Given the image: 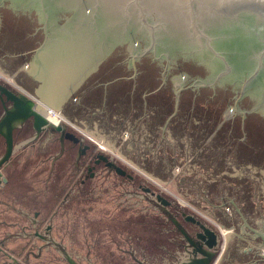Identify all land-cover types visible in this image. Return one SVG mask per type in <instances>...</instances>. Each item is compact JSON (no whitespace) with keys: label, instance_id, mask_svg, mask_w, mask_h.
Masks as SVG:
<instances>
[{"label":"water","instance_id":"obj_1","mask_svg":"<svg viewBox=\"0 0 264 264\" xmlns=\"http://www.w3.org/2000/svg\"><path fill=\"white\" fill-rule=\"evenodd\" d=\"M11 7L31 11L29 24ZM177 49L182 50L176 55L197 56L206 75L188 79L185 71L169 69ZM15 70L33 96L0 81V92L11 103L0 119L6 139L0 166L15 149L13 129L27 119L34 130L31 139L49 130L59 134L61 145L66 140L82 146L65 125L51 124L36 112L35 96L220 226L181 212L183 221L197 227L190 234L171 217L187 251L176 264H264V144L252 145L254 161L239 162L238 143H223L219 136L221 125L236 116L264 115V0H0V73L12 80ZM155 71L160 78L154 88L163 82L173 91L175 114L183 89L237 88L239 94L225 98L213 130L201 136L188 131L181 141L172 135L174 113L153 126L148 113L104 109L112 88L127 85L136 94L134 84L151 80ZM154 88L142 97H151ZM252 93L260 101L246 111ZM254 110L258 113H250ZM260 136L256 133L252 143ZM88 147L84 144L78 156ZM99 162L132 178L103 154L95 156L94 164ZM6 182L0 171V189ZM152 195L160 205L170 204Z\"/></svg>","mask_w":264,"mask_h":264},{"label":"rangeland","instance_id":"obj_2","mask_svg":"<svg viewBox=\"0 0 264 264\" xmlns=\"http://www.w3.org/2000/svg\"><path fill=\"white\" fill-rule=\"evenodd\" d=\"M67 121V130L89 146L79 158L77 145L65 141L61 151L59 134L49 130L31 139L34 130L28 127L26 143H14L10 163L3 168L8 183L0 191V264H176L187 251L171 217L190 234L197 227L183 221L181 212L220 227ZM97 154L132 178L117 175L102 162L94 164ZM152 193L170 204L160 205Z\"/></svg>","mask_w":264,"mask_h":264},{"label":"trees","instance_id":"obj_3","mask_svg":"<svg viewBox=\"0 0 264 264\" xmlns=\"http://www.w3.org/2000/svg\"><path fill=\"white\" fill-rule=\"evenodd\" d=\"M177 67L179 70L186 72L185 75L188 76V79L205 76L202 71V66L197 65L194 60L184 61L178 59ZM134 86L138 90L136 94L131 93L130 86L127 85L112 88L111 92L105 95L104 109H110L112 113L116 114L125 110L127 113L135 110L136 115L139 112L140 114L148 113L153 126L158 123H164L171 114H175L173 108L174 103L171 100H174V94L167 87L157 91L149 98H143L141 92L152 89L154 87V81L150 83L146 79H139V82L134 84ZM210 95L201 90L198 93H194L188 89H183L179 93L177 114L170 120V125L173 126L171 129L174 138L181 141L180 137L186 135L188 131L190 132L188 134L190 136H193L196 132L199 133L198 136H201V133L210 132L220 123L218 117L222 109L225 108L226 101L223 98L222 100L219 99L218 97L220 96L218 95L215 97H211ZM126 99H129L131 102L127 103ZM144 103L146 104L144 105ZM98 104H102V97L98 99ZM261 125L258 120L255 121L250 116H246L244 120L236 116L221 125L219 129V136H222L221 142L228 143L232 141L238 143L239 151L236 157L238 158L237 161L244 162L247 159L253 160L255 157L252 156H255V150L252 145L254 144L256 148L264 144V127ZM256 133L261 134V136L257 138L258 142L255 141V143H252V140H256L254 137Z\"/></svg>","mask_w":264,"mask_h":264},{"label":"flooded vegetation","instance_id":"obj_4","mask_svg":"<svg viewBox=\"0 0 264 264\" xmlns=\"http://www.w3.org/2000/svg\"><path fill=\"white\" fill-rule=\"evenodd\" d=\"M18 7H16V9H17ZM16 9H15V7H11L10 9H8V10H10V12H12L13 14L15 13V11H16ZM21 9H17V12L19 13V15L21 16L20 17V19L21 20H24L23 22H27V24H29V22H30V19H32L33 18V13H31V11H29V10H22V11H20ZM9 12V11H8ZM9 12V13H10ZM11 13V14H12ZM56 13V12H55ZM36 17V16H35ZM24 42H27V40H26V38H25V40H23ZM126 45V44H125ZM180 50H182V49H177V50H174V53H173V55L175 56L176 54H175V52H180ZM187 52V54H185V55H180V54H177L176 55V62L174 63V64H172V65H170V67H169V69H171L172 68V70L173 69H178L179 70V68L177 67V61H178V59H182V60H184V61H186V60H194L195 62H196V64L197 65H200L199 64V62H198V60H197V56H191V53H189L188 51H186ZM193 54H195V53H193ZM196 55V54H195ZM151 65H152V63H151V61L149 62ZM98 70V69H97ZM174 71V70H173ZM200 72H202L201 70H199ZM205 75H206V72L204 73ZM159 75H160V73L158 72V71H155V72H151V76H152V79L150 80V79H147V81H149L150 83H153V81L154 80H158L160 77H159ZM12 76V80H13V83L14 84H8V83H3L5 86H7L10 90H12V91H18V92H24L25 93V91H24V89H31L30 88V86L29 87H27L29 84H28V82H27V80L24 78V79H21V77H20V74H19V70H15L14 72H13V74L11 75ZM153 77H155V78H153ZM161 80V79H160ZM30 82H32V83H35V81L31 78V77H29V83ZM154 84H155V82H154ZM163 84H166V83H163L162 82V85H159L158 87H156V88H154L155 89V91H160L162 88H164L163 87ZM165 87H167L168 88V90H170L171 92H172V94H173V91L168 87V86H165ZM223 89V88H222ZM221 88H219V89H217L215 92H212V91H206V90H204V89H201V91H203L204 93H208V94H211L210 96L211 97H215L216 95H218V96H220V97H218L219 99H221L222 100V98L225 100V98L227 97V96H229V95H231V94H233V92L234 91H236V89L235 90H231V91H233V92H228V91H224V90H222ZM186 90V89H185ZM188 90H190L191 91V89H188ZM192 92H194V91H192ZM237 93H234V94H237V96H236V98L238 97V94H239V90L238 91H236ZM195 93V92H194ZM242 97V96H241ZM241 97H239V98H241ZM247 100H249L248 101V108L246 109V111H248V110H250V109H254L256 106H257V103L260 101V99H259V97L257 96L256 97V95H253V93H252V96L248 99L247 98ZM226 101V100H225ZM227 102H229V99L227 100ZM238 105H239V103H238ZM10 106H11V103L9 102V101H7L6 100V96L3 94V93H1L0 92V119H1V117L3 116V114L5 113V110L6 109H9L10 108ZM235 107H237L236 106V103L234 104V108ZM250 113H258L257 112V110H254V111H250ZM243 116V115H242ZM246 116H250L251 118H253L255 121L256 120H258V122H260L262 125L261 126H263L264 127V117H262V116H264V115H261L260 116V118H258L257 116H252V114H246ZM246 116H244V118L242 119V120H244L245 118H246ZM259 116V115H258ZM221 121V120H220ZM257 123V122H256ZM28 127H30V128H32V122H31V120L30 119H27V120H24L23 122H21L18 126H16L14 129H13V131H12V134H11V136H12V141H13V145H15L14 143H15V138L17 139V138H22L23 136H25V132L28 130ZM263 133H264V131H263ZM23 135V136H22ZM0 137H2L3 138V141H4V143L3 142H1L2 143V145L4 146V150L2 151V153L0 154V157L5 153V150H6V139H5V137H4V135L2 134V133H0ZM21 141H23V142H21V143H25V141H27L26 140V137L25 138H22L21 139ZM75 145H77V150H78V153H80V148H82V146L84 145L83 144V142H82V146L80 147L79 146V144H75ZM254 150H256L255 148H254ZM87 151V149H85L84 150V152L82 153V154H80V156L81 155H83L85 152ZM78 153H77V157L79 158L80 156H78ZM11 158H12V154L9 156V158L0 166V171L4 174V176H5V178L7 179V177H6V175H5V173H4V171H3V168L6 166V165H8L9 163H10V160H11ZM88 170H90V167H88L87 168ZM7 183H8V179H7V182H6V186H7ZM6 186H5V188H6ZM5 188L4 189H0V191H3V190H5ZM47 229H49V228H47ZM73 264H78V263H73Z\"/></svg>","mask_w":264,"mask_h":264},{"label":"bare ground","instance_id":"obj_5","mask_svg":"<svg viewBox=\"0 0 264 264\" xmlns=\"http://www.w3.org/2000/svg\"><path fill=\"white\" fill-rule=\"evenodd\" d=\"M35 110L40 115L45 117L51 124L57 125L56 122H58V121L56 119H54V117H52L51 115H48V113L58 114V112H56L54 109H51L48 105L41 104L40 102H37ZM221 232L224 235L222 229H221Z\"/></svg>","mask_w":264,"mask_h":264},{"label":"built area","instance_id":"obj_6","mask_svg":"<svg viewBox=\"0 0 264 264\" xmlns=\"http://www.w3.org/2000/svg\"><path fill=\"white\" fill-rule=\"evenodd\" d=\"M0 81L3 83L14 84L12 80L7 78L2 73H0ZM48 115H51L52 117H54V119H56L58 121V122H56L57 124H67L68 123L67 119H65V117L59 113L58 114L48 113ZM217 228H220V227H217Z\"/></svg>","mask_w":264,"mask_h":264},{"label":"crops","instance_id":"obj_7","mask_svg":"<svg viewBox=\"0 0 264 264\" xmlns=\"http://www.w3.org/2000/svg\"><path fill=\"white\" fill-rule=\"evenodd\" d=\"M24 91L27 93V95H29L30 93L28 92V91H26L25 89H24ZM30 95H32V94H30ZM35 97V96H34ZM36 98V97H35ZM26 136H23L22 138H25ZM21 137L20 138H15V141H20L19 139H22ZM66 140H64L63 141V143H62V145H61V143H60V141H59V137H58V142H59V147H60V150L62 151L63 150V144H64V142H65ZM1 142H3L4 143V141H3V138L2 137H0V154L2 153V151L4 150V146L2 145V143Z\"/></svg>","mask_w":264,"mask_h":264}]
</instances>
